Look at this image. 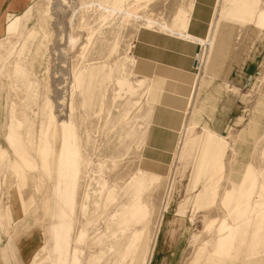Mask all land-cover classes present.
Instances as JSON below:
<instances>
[{"label": "rangeland", "instance_id": "1", "mask_svg": "<svg viewBox=\"0 0 264 264\" xmlns=\"http://www.w3.org/2000/svg\"><path fill=\"white\" fill-rule=\"evenodd\" d=\"M193 1L34 0L1 14L0 264H264V0H208L178 113L135 70L141 28L193 37ZM65 118L70 231L55 248Z\"/></svg>", "mask_w": 264, "mask_h": 264}, {"label": "crops", "instance_id": "2", "mask_svg": "<svg viewBox=\"0 0 264 264\" xmlns=\"http://www.w3.org/2000/svg\"><path fill=\"white\" fill-rule=\"evenodd\" d=\"M33 1L34 0H0V16L1 14L3 15V13H8L7 15H20L26 11ZM207 2L208 0L193 1V7L186 29L188 34L193 37L182 35L177 31L141 28L137 32L131 48L135 59V70L137 74L141 79L148 81V84L151 86V91L154 90L156 95L165 97L163 100H160L159 103L164 102L174 105V107L170 109L175 113L179 112V107L181 108V105L185 104L186 99L191 93L194 79L195 54L198 52L201 45L197 38L205 37L209 27L210 15L209 12H206V9L210 5ZM19 19L18 17L9 24L8 31H12L17 27ZM205 128L209 129L208 127ZM212 132L218 136L222 135L214 130H212ZM10 136L18 137L13 130ZM205 141H207V139ZM163 150L167 149L164 148ZM222 164L221 162L219 167H221ZM249 174L250 173L247 175ZM248 198H250V196H248ZM54 206L56 208L54 217L59 222L56 224L55 228L57 232L58 225L66 221L67 218V214L62 209V197H59L58 202ZM261 208L263 209V204H261L260 209ZM143 209L144 206L142 203L137 201L133 204L130 214L137 217L142 213ZM254 210L255 208L250 212L251 216L255 215ZM170 224L171 221L168 220L159 237L158 248L156 250L157 257L163 255V251L169 248L172 240H174L172 239V228ZM69 231L70 229L66 234ZM85 235V232H81L75 242L82 243ZM69 236L71 243V234H69ZM139 237L140 235L136 233V239H139ZM57 242L58 241H55V248L64 246L63 243L60 245L57 244ZM0 252L3 258L7 256L5 245L0 246ZM58 263L59 262H57V264Z\"/></svg>", "mask_w": 264, "mask_h": 264}, {"label": "bare ground", "instance_id": "3", "mask_svg": "<svg viewBox=\"0 0 264 264\" xmlns=\"http://www.w3.org/2000/svg\"><path fill=\"white\" fill-rule=\"evenodd\" d=\"M197 63L199 64L198 60H197ZM60 124H61V129L63 131V145L60 151V154L62 156L61 157L62 161L60 163V170L58 174L60 180L56 186L53 198H54V201L57 203L59 200V197H62V209L67 214L66 220L70 221L68 218L69 217L68 215H69L70 199H71V194L73 190V183H72V176H71L70 181H67L65 179V173L68 168L70 169L73 168V167L71 168V165L74 163L73 161L74 153L72 151V146L69 141V136L72 135L74 128H73L72 122L66 118L60 120ZM16 139H17L16 136H9V140L12 142V144L13 143L16 144L15 143ZM65 182H68V183H65ZM60 183H63L62 187ZM68 229H69V225L66 221L58 225L56 234L59 237V239H58L57 244H60V242H62V239L60 237H63V235L66 234V232L68 231Z\"/></svg>", "mask_w": 264, "mask_h": 264}]
</instances>
